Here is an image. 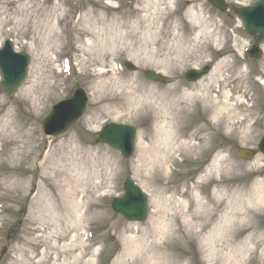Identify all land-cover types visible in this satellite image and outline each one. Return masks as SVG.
I'll return each instance as SVG.
<instances>
[{
	"label": "rangeland",
	"instance_id": "obj_1",
	"mask_svg": "<svg viewBox=\"0 0 264 264\" xmlns=\"http://www.w3.org/2000/svg\"><path fill=\"white\" fill-rule=\"evenodd\" d=\"M256 1L225 0L226 10L221 11L209 0H167L160 7L169 5L174 15L159 17L150 15L149 9L157 8L152 5L137 10L145 0H22L15 4L0 0V20L16 8H26V13L37 9V16L51 22L62 36L53 52L47 51L53 42L37 41L31 26L10 23L0 33V47L10 38L17 50L31 56L28 76L16 93L8 96L0 84V120L9 116L13 121L5 141L0 142V264H11L26 241L41 234L32 231L43 228L42 218L36 217L41 199L57 204L55 212L63 217L64 227L68 213L62 205L71 192L76 195L71 200L93 202L83 230L84 240L91 244L84 259L93 260L92 264H114L124 252L125 235L147 229L157 215L168 218L174 213L171 197L183 203L178 210L209 213L213 204L205 207L200 203L209 200L213 192L236 186L250 188L264 178V153L258 147L264 135V54L257 60L248 57L251 36L236 12ZM195 6L211 19L207 26L189 19V10ZM4 7H8L7 13ZM94 8L95 22L89 19ZM262 48L264 52V44ZM96 53L100 60L95 59ZM126 61L132 62L135 70H129ZM40 62L46 74L37 73ZM205 65L211 69L198 81L185 80L186 70ZM147 69L165 75L167 82L146 79ZM216 70L220 71L217 75ZM214 75L220 82L214 83L211 95L219 91L229 94L228 110L219 114L220 108L209 110L201 102L193 103V114L178 124L185 133L197 132L196 139H183L198 147L175 153L176 162L170 161L169 169L161 162L142 167L143 146L152 143L163 117L178 114L190 99L186 92L201 89ZM101 81L109 83L107 89L101 88ZM77 87L88 94L83 115L67 131L45 135L42 123L52 105L71 96ZM221 100L226 101L224 97ZM109 122L137 128L136 151L131 158L97 142L99 130ZM188 124L194 127L186 128ZM242 147L255 148L258 153L245 160L237 153ZM130 175L149 194L151 211L144 221H128L111 206ZM175 188L181 192L175 194ZM32 218H37L34 225ZM257 221L264 223V217ZM129 225L135 229L126 231ZM249 234L241 232L234 245H227L221 240L213 242L211 227L203 233L189 229L173 251L182 255L181 264H263L260 247L252 262L249 254H238ZM39 243L37 252L44 248V243ZM54 252L44 257L48 264L55 263ZM38 259L41 257L34 258ZM132 261L128 258L125 264ZM59 264L69 263L61 258Z\"/></svg>",
	"mask_w": 264,
	"mask_h": 264
},
{
	"label": "bare ground",
	"instance_id": "obj_2",
	"mask_svg": "<svg viewBox=\"0 0 264 264\" xmlns=\"http://www.w3.org/2000/svg\"><path fill=\"white\" fill-rule=\"evenodd\" d=\"M8 1L10 2L9 4H15L22 0ZM163 3H167V0H145L143 8H138L137 10L142 11L146 7L152 5L151 7H157L154 11L149 9V13L152 16L154 14H158L159 17L164 15L170 17L172 14L174 15L169 5L160 7ZM100 5L107 6L103 3ZM25 10L26 8H16L10 16L6 15L4 19L0 20V25L3 27L2 29L0 27V33H2L6 25L10 23L14 25L31 26V33L37 41L53 42V46L47 51L52 50L54 52L56 50L54 44L62 38L61 33H59L51 22H46L44 19L39 18L37 16V9H34L33 12L27 11V13ZM3 12L7 13L8 7H4ZM22 15H24L25 18L19 17ZM188 17L192 22L204 24V26H207L206 24L211 20L210 18L204 17L203 12L198 10L196 6L189 10ZM82 18H79L78 21L81 22ZM33 19H36L35 25L31 23ZM89 19L94 22L96 19L98 20L95 8L91 11ZM101 20H105V17H102ZM44 26H48V29L41 30L40 28ZM76 26L77 23L74 27L75 29ZM32 27L36 30L33 31ZM159 31L162 33V29ZM206 31L207 30H204L205 33L208 32ZM80 34L88 33L81 31ZM176 43L181 45L178 41ZM173 46L175 45L173 44ZM58 47L59 42L57 44V48ZM47 51L44 53L46 54ZM96 58L100 60L98 53H96L95 59ZM36 68L38 74H46L41 62ZM217 73L219 74L220 71L216 70L215 75H217ZM215 75L213 76V81L204 85L201 89H196L195 92H186L190 99L185 101L184 105L177 110L178 114L174 113V115L169 118L163 117V122L157 126L156 133L152 138V143L143 146L141 158L142 167L145 168L147 165H156V162H161L162 167L165 165L166 168L169 169L171 167V165H169L170 161L176 162L175 153H179L180 151H192L193 147H198L196 144H191L186 139H183L187 136L196 139L197 132L185 133L180 130L178 124L180 121H183L184 118L193 114V103L201 102L202 105L209 110L220 108L218 111L219 114H222L224 109L228 110V101L230 100L229 94L224 91H219L217 95H211L215 86L214 83L220 82V79L215 78ZM225 81L227 80L225 79ZM46 85L49 88L53 87L49 83H46ZM99 85H101L102 89H107L109 83L107 81H101ZM222 97H224L226 101H222ZM103 99L105 98L103 97ZM222 121L223 120H220L219 123ZM12 124L13 121L9 116L7 118L3 116V119L0 120V142L5 141L7 137L6 132L11 130ZM191 125L188 124V126L185 127H194ZM196 125L197 124H195V126ZM200 130H202L201 127L198 131ZM262 172H264V170H262ZM226 181L227 180H221V183H225ZM262 188H264V178L256 181L250 188L236 186L232 189H224L221 193L214 194L213 192L209 200L200 203V205L205 207L213 204L212 210L204 214L196 213V210H190L191 212L178 210L183 203L179 199L174 200L171 197L170 203H172L173 207L170 209H174V213L170 214L171 216L168 218L163 217L162 214L157 215V217L152 219L150 227L147 229L137 230L138 234L136 235H125L123 238L124 252L114 264H125L128 258L134 259V261L129 264H181L183 257L180 254L174 253V246L181 244L185 239L187 230L198 228L199 233H203L210 227L212 236L215 237L213 242L221 240L227 245H234L241 232H250L245 241L241 243L242 246L238 249V254H249L250 262H252L255 257L259 256L258 249L260 247L263 249L262 260L264 264V223H258L257 221L260 216L261 218L264 217V193L261 191ZM173 190L175 194L181 192L178 191V188ZM186 193L187 192H184L183 195ZM68 196L70 199H64L62 205L63 209L68 213L67 216H64V218L67 219L66 227L63 226V217L55 212L58 208L57 204L51 199L40 200L36 217L42 218V220H40L43 228L39 229V227H36L32 231H37L41 234L27 241L25 240L27 243L18 250L17 256L13 259L11 264H48V261L44 260V257L52 251L57 252L54 264H56V262L59 264L61 258H63L65 263L68 262L69 264H92L94 262L93 260L86 261L84 259V257L88 255L89 246L91 244H87L83 238V236H85L83 230L89 216V208H91L94 203L85 198L71 200L72 197L76 196L74 192H71ZM219 196H222V200ZM85 197L89 198L88 196ZM163 206L162 203L159 204L160 213L164 212V208L162 209ZM84 207L85 209L83 211ZM221 211L223 212L222 215L220 213ZM31 220L32 225L37 223V218H32ZM44 225L46 226L44 227ZM134 229V227L129 225L126 231H133ZM39 242L44 243V248H42L40 252H37L35 246L40 244ZM61 242H63V244ZM250 244L253 245L254 248L251 249L249 246ZM76 249L80 252L75 253ZM35 257H41V259L34 260Z\"/></svg>",
	"mask_w": 264,
	"mask_h": 264
},
{
	"label": "water",
	"instance_id": "obj_3",
	"mask_svg": "<svg viewBox=\"0 0 264 264\" xmlns=\"http://www.w3.org/2000/svg\"><path fill=\"white\" fill-rule=\"evenodd\" d=\"M210 1L221 10L226 9L224 0ZM237 12L251 33L259 32L256 36L257 43L251 51L253 56L259 57L258 42L264 40V0L253 6L239 8ZM29 63V55L26 52L15 51L11 40H6L5 46L0 49V71L3 76L2 86L9 96H12L25 81ZM126 65L130 69L135 68L130 62H126ZM208 70L209 67L189 70L186 77L189 80H196ZM145 74L150 79L166 81L165 77L153 70H147ZM86 102V92L78 88L72 97L54 105L51 114L44 121L45 132L55 135L67 130L82 115ZM99 136V140L119 149L124 156H130L134 152L136 129L132 125L111 122L102 128ZM260 147L264 151V139ZM239 154L245 159H250L255 151L242 148ZM113 207L129 220H144L149 211L148 197L143 189L128 177L125 181L124 194L114 199Z\"/></svg>",
	"mask_w": 264,
	"mask_h": 264
},
{
	"label": "snow or ice",
	"instance_id": "obj_4",
	"mask_svg": "<svg viewBox=\"0 0 264 264\" xmlns=\"http://www.w3.org/2000/svg\"><path fill=\"white\" fill-rule=\"evenodd\" d=\"M262 193H264V188L261 189Z\"/></svg>",
	"mask_w": 264,
	"mask_h": 264
}]
</instances>
